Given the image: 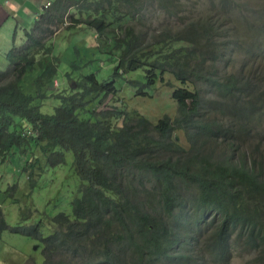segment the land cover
Returning <instances> with one entry per match:
<instances>
[{
  "label": "trees",
  "instance_id": "trees-1",
  "mask_svg": "<svg viewBox=\"0 0 264 264\" xmlns=\"http://www.w3.org/2000/svg\"><path fill=\"white\" fill-rule=\"evenodd\" d=\"M49 3L22 44L14 36L0 70V166L28 157L23 186L34 187L43 157L57 168L72 153L84 184L72 215L50 218L53 227H11L0 208V234L43 243V264H230L235 253L264 264V87L244 66L227 72L234 48L248 47L235 31L237 0ZM194 3L198 17L187 11ZM83 27L115 56L103 80L82 74L78 61L60 77L50 41ZM247 51L256 59L264 44ZM135 73L128 84L137 96L158 82L173 90L174 116L153 123L115 106L116 78Z\"/></svg>",
  "mask_w": 264,
  "mask_h": 264
},
{
  "label": "rangeland",
  "instance_id": "rangeland-1",
  "mask_svg": "<svg viewBox=\"0 0 264 264\" xmlns=\"http://www.w3.org/2000/svg\"><path fill=\"white\" fill-rule=\"evenodd\" d=\"M237 2L238 17L241 24L240 29H235L238 41L247 44L246 46L248 47L258 43L264 44V0H237ZM35 8L37 9L35 13H26L22 10L25 15L19 18V26L21 28L29 31L33 27L36 16L42 11L41 6H36ZM205 8L207 7L205 6ZM201 10L202 7L198 3L187 6L189 15L195 17L200 15ZM11 21L12 16L7 20L5 30L2 31L5 37V44H0V48L4 49L0 52V61L2 63L6 62V64L5 58L12 48L13 41V34L8 32V26ZM251 25H255V31L250 27ZM19 31L21 39L18 41L19 44H22L25 40V35L23 31ZM57 35L50 43L54 44L55 53L61 59L60 77L71 70L72 61H78L81 64L82 69L80 72L82 74L96 73L101 80L114 73L117 64L115 56L112 55V51L107 45H103V43L99 45L93 30L83 27L71 31L63 30ZM249 35L252 38L253 36L257 38L251 42ZM255 41L257 42L255 43ZM5 47H9V50L6 52L5 58H3ZM247 48H234L227 72L232 74L244 66L245 72L252 70L255 76H259V80H261V84L264 87V51L263 54L257 56L258 58L251 59ZM254 48L260 47L255 46ZM251 55L254 54L251 53ZM6 64L0 63V70H6L8 67ZM31 77L32 75H28L26 80ZM134 77L138 79L139 74L126 75L124 76L125 79L116 78L118 93L115 97L116 99L113 100L115 106L124 110L133 108L153 123H156L165 115L174 116L176 114L177 105L173 100V90L170 87L158 82L149 91L150 96H137L136 91L128 84V81ZM167 80L176 83L171 76H168ZM70 83L65 80L63 86L68 87ZM107 102L111 104V98L107 99ZM261 130V138H263L261 153L264 155V125ZM175 136L176 139L179 138L182 145L187 146L183 134L176 133ZM17 156L18 154H15L11 161L12 164L7 162L0 166V208L8 225L11 227L18 225L30 226L44 221L46 226L53 227L49 223L50 218L55 217L59 213L72 215L71 203L74 197L78 195L80 187L84 184L74 170L72 153H67L66 163L57 168L47 166L43 157V167L46 172L41 180L38 177V185L34 187H31L28 182L23 186L25 180L22 178L21 170L26 164L28 157L21 156V160H18ZM48 234L49 232L45 231V235ZM43 250L44 244L34 239L31 235L14 234L10 231L0 234V264H43L45 258ZM255 257V253H235L230 264H254L253 260Z\"/></svg>",
  "mask_w": 264,
  "mask_h": 264
},
{
  "label": "crops",
  "instance_id": "crops-1",
  "mask_svg": "<svg viewBox=\"0 0 264 264\" xmlns=\"http://www.w3.org/2000/svg\"><path fill=\"white\" fill-rule=\"evenodd\" d=\"M52 0H0V44L4 45L5 44V37L2 34V31L5 30V24L7 23V20H9L12 16V21L9 23L10 25L8 26V32L13 34V39L14 36H17V43L19 44L20 38V31H25V28H21L19 26V18L23 17L26 13H35L36 12V6H41L43 9L44 4L46 2L49 3ZM24 10L25 12H23ZM21 11V13H19ZM41 13V11H40ZM39 13V14H40ZM38 16H36L37 18ZM18 19V20H17ZM14 44V40L12 41V47ZM9 47H5V54L9 50ZM12 49V48H11ZM4 49L0 48V52H2ZM6 59V58H5ZM7 61V60H6ZM1 64H6V62L0 61ZM8 66V63L6 64Z\"/></svg>",
  "mask_w": 264,
  "mask_h": 264
},
{
  "label": "built area",
  "instance_id": "built-area-1",
  "mask_svg": "<svg viewBox=\"0 0 264 264\" xmlns=\"http://www.w3.org/2000/svg\"><path fill=\"white\" fill-rule=\"evenodd\" d=\"M50 4L48 3L47 5H46V7H48Z\"/></svg>",
  "mask_w": 264,
  "mask_h": 264
},
{
  "label": "clouds",
  "instance_id": "clouds-1",
  "mask_svg": "<svg viewBox=\"0 0 264 264\" xmlns=\"http://www.w3.org/2000/svg\"><path fill=\"white\" fill-rule=\"evenodd\" d=\"M47 4H48V3H47ZM47 4H46V5H47ZM49 4H50V3H49ZM46 5H45L44 7H46ZM177 139H178V138H177Z\"/></svg>",
  "mask_w": 264,
  "mask_h": 264
}]
</instances>
